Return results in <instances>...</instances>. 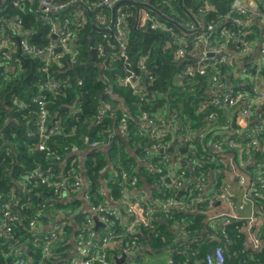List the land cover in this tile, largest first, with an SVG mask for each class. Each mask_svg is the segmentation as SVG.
<instances>
[{
	"label": "trees",
	"instance_id": "1",
	"mask_svg": "<svg viewBox=\"0 0 264 264\" xmlns=\"http://www.w3.org/2000/svg\"><path fill=\"white\" fill-rule=\"evenodd\" d=\"M50 1L62 6L60 13L51 15L61 20L62 26L68 22L73 35L68 42L76 50L74 55L64 52L50 27L42 24L43 9L39 0H26L18 7L8 0H0V6H4L0 35L11 36L7 48L10 61L2 63L5 52L0 47V194L5 204L13 203L12 211L19 217L16 224L9 223L12 233L0 232V264L14 263L16 251L27 249L30 250L27 258L39 262L40 249L33 247V233L28 228L34 219L41 222L43 233L51 222L65 224L66 235L54 245V250L61 264L68 263L73 256L69 254L71 248L66 238L78 235L74 224L83 226L88 208L106 206L108 201L110 206L120 207L123 189L138 190L143 185L152 190L150 205L176 199L183 201L185 207L171 208L167 212L155 209L151 218L147 217L151 220L149 225H141L134 235H127L120 228L121 241L112 253L114 256H123V250L136 240L134 260H125L123 264L147 260L152 254L149 248L168 250L172 264H207L206 256L217 247L223 248L226 264H264V245L257 250L250 249L244 230L247 220H231L226 227L224 219L210 220L212 213L207 212L215 208V195L205 193V189L194 192L192 198L196 203L193 206L189 200V190L197 184L204 186L207 174L213 171L217 175L214 189L222 186L225 172L220 169L226 168L220 156H233V160L243 166L241 171L244 164L239 163V159L243 155L250 163L253 161L254 166L244 174L248 184L253 182L256 169L264 168V103L255 111L260 114L258 123L251 124L249 132H244V138L235 141L237 147L233 148L229 143L234 141V136L226 137L229 132L221 124L231 122L232 127L238 128L234 114L213 103V97L223 87L256 97L253 91L256 80L264 81V66L256 72L263 57L250 55L232 66L218 63L217 69L210 67L205 75L188 76L185 71L198 60L191 53L193 43H189L184 58L175 56L180 37H188L194 29L204 30L208 24L218 22L220 16L227 15L233 0H119L112 8L103 6L102 0ZM206 3L213 6L214 12H200ZM142 11H149L166 29L140 27ZM121 12L126 17L119 31L116 26ZM99 15L104 16L103 22L98 21ZM21 16L24 28L19 37L12 33L10 23ZM79 22L81 27H78ZM221 26L233 28L230 22ZM248 26V39H264L257 23ZM217 30L213 34L214 42L220 40L218 26ZM22 41L43 53L24 52ZM220 46H224L222 42ZM229 46L230 51H235L237 43ZM122 47L126 51H122ZM49 48L61 56L59 61L48 59ZM123 52L127 54L126 62ZM73 57L77 61L72 64ZM142 57L147 58V71L153 80H146L142 85L147 94L138 96L130 87L121 86L120 79L128 70L142 74L139 69ZM241 62L254 81L241 71ZM216 74L223 84L219 90L211 80ZM41 94L43 102L47 103L48 130L58 127L52 135L50 132L42 135L37 124L39 106L34 100ZM211 112L216 114L213 120L208 119ZM143 113L153 117L164 131L159 137L152 138L150 130H139L143 129L140 121ZM122 122L126 130L118 129ZM255 126L263 127L262 134L252 133L250 137ZM188 130L196 132L192 143L185 141ZM201 133L205 134L202 139ZM223 137L228 141L221 142ZM254 140L259 142L258 148L252 146ZM216 142L222 144L223 152L212 150L211 144ZM40 146L44 150H40ZM106 146L109 147L103 149ZM78 156H84L83 166ZM166 156L170 158L168 161L164 160ZM34 171L57 183L64 179L74 183L81 175L85 178L88 206L73 189L67 195L61 190V198L55 195V188L42 184L38 177L26 180L25 173ZM124 175L130 179L127 184L123 182ZM134 178L137 179L135 184L132 183ZM182 178L180 188L178 181ZM46 193L52 194L48 198ZM249 201L258 208L264 206V188L258 186ZM61 210L66 216L56 217ZM71 216L74 221L65 219ZM0 220H3L2 215ZM95 226L98 231L102 230V225ZM260 229L258 238L264 241V224ZM178 234L187 241L176 244ZM109 259L115 261L114 257ZM47 262L56 264L55 259Z\"/></svg>",
	"mask_w": 264,
	"mask_h": 264
},
{
	"label": "built area",
	"instance_id": "2",
	"mask_svg": "<svg viewBox=\"0 0 264 264\" xmlns=\"http://www.w3.org/2000/svg\"><path fill=\"white\" fill-rule=\"evenodd\" d=\"M8 1H10L11 5H13L14 7H18L21 2L22 4H24L26 0ZM118 1L119 0H102L101 3L107 8H112L114 5H116ZM39 5L43 9V13L41 16L42 24L46 27H50L51 25L53 26L54 24H56V28L51 30L52 34L56 37V40L61 42V47L63 48L64 52L73 55L76 54V50L72 48L68 42L73 39V35L68 28V22L64 21L65 24L62 26V23L58 24L59 20L51 15V13H54L53 10H60L62 6L54 5L51 3L50 0H39ZM3 8L4 6H0V21L2 20L1 17H3L1 15V13L3 12ZM227 10V15L225 17L220 16L218 22L208 24L204 30L194 29L193 31H191L192 34L188 35V37H180V39L177 40V43L180 45L175 52V56L177 59L184 58V56L186 55V48L188 47L189 43H193V50L191 51V53L198 57L195 66L189 67L185 71L186 75H205L210 67L217 69L218 63L232 66L235 62H239L240 59H244L245 57L250 55H254L256 57L261 56L264 59V39L257 37L253 40H250L247 38V34L250 33V26H248L249 23H257L261 29V34H264V0H233ZM200 12H214V8L209 3H206L205 8L201 9ZM125 17L126 15L121 12L116 26L119 31H121V27ZM97 18L99 22L104 21L103 15H99ZM83 19L84 18H82V20ZM228 22H230V25L233 27L232 29H228L224 26H221V24H227ZM139 25L140 27H146L147 25H150L151 29H156L159 27L166 29V26L162 25L158 18H152L149 11L141 12ZM81 26L82 24L81 22H79L78 27ZM217 26L220 28V40L214 42L212 38L214 31L217 30ZM10 28L15 36H22V31L24 28V21L22 16L14 18L13 22L10 23ZM191 28H194V26H191ZM235 28L240 29V31L236 32ZM168 30L173 32V29L171 28H169ZM0 34H2L1 31ZM0 37L2 38L0 39V47L3 48L5 52L2 56L3 63L5 61L7 62L11 60V55L10 53H8L7 49L8 43H10L11 41V36L4 34L0 35ZM221 42L224 46H220ZM232 42L237 43L235 51H230L229 45ZM21 47L24 52L32 53L33 55H40L41 53H43L37 50L36 47L31 46L27 41H22ZM167 47H169V45H167ZM121 50L126 51V48L122 47ZM47 55L48 59L52 58L54 61H59V59L61 58L59 54L53 53V50L51 48L47 49ZM123 55H125L124 62H126L127 54L123 52ZM219 57L220 60L217 61ZM76 61L77 59L75 57L71 59L72 64ZM263 66L264 61L258 62V69L256 72L261 71ZM139 69L142 71V74H137L136 72L128 70L127 73L120 79V85L124 87H130L133 91L137 93L138 96H143L146 92L143 91L142 85L146 82V80H153V76L149 75L147 71L146 57H142L140 59ZM241 69L242 72L247 73L250 79L254 81V77L249 72H247V69L244 67L242 62ZM145 76H147V78ZM211 80L213 86L217 90L223 87L220 75H213ZM258 81L259 80L257 79L256 85L253 89V91L257 95L256 97H250L246 93L240 94L239 92L233 90H227L224 87L219 91L218 95L213 97L215 98L213 101L214 105L226 109L228 113L234 114L235 125L242 129L248 127L249 120L252 117V113L256 111L257 108L261 107L260 105L262 103H264V81ZM48 87L50 90H52V87L50 85ZM40 96L41 97L39 99L34 100V102H36L39 106V122L37 124L40 127L42 135L44 132H50L52 135L54 134L56 129H58V127H54L51 130H48V127L46 125L47 103L43 102L44 99L42 94ZM121 107L123 108V105H121ZM215 115V112H211L208 119L213 120L215 118ZM140 121L143 123V129L139 130H150L152 133V138L159 137L164 132L154 121V118L147 113H143V117ZM118 129L126 130V126L123 124V122L121 123ZM262 131V126H255V128L253 129V133L256 135H261ZM188 133H190V135H188ZM188 133L185 136V141L187 143H192L193 139L195 138L196 132H191L190 130H188ZM204 136L205 134H200L201 139ZM220 141L226 142L228 141V138L223 137L220 139ZM234 144L235 141H230L229 146L231 148L237 147ZM96 145V143L92 144V146L94 147ZM252 146L258 148L259 142L257 140H254ZM106 147H103V149H105ZM211 147L218 153L223 152L222 144L220 142L211 144ZM153 148L156 150H160L162 153L166 152V150L162 149L160 146H154ZM170 149H172V147H170ZM40 150H44V147L40 146ZM169 159V156H166L164 158V160L166 161H168ZM219 160L221 161V158H219ZM25 174L26 180L38 177L41 180L42 184H46L49 187L55 188L54 193L56 196H59L60 193L63 192L67 195L70 189H73L74 193L77 194L78 198L84 200V202L86 203L84 205L86 207L88 206L87 200L89 199V196L86 193V186L84 185L85 178L81 175L80 179H78L74 183H68V179H64L61 182L57 183L51 182L49 178L35 171L26 172ZM255 175L256 176L252 180L253 182L250 184H248L244 175L239 179L242 185L247 184L249 194L247 202L250 200L251 195L257 191L258 186L260 188H264V168H257L255 171ZM122 179L123 182L126 184L130 181V179L126 175H124ZM182 181L183 178L178 181V185L180 186V188L183 187ZM136 182L137 179L134 178L132 180V183L135 184ZM203 188V185L197 184L196 187L189 190V200L192 206L196 203V201H194V199L192 198V195L195 191H203ZM61 190L63 192H60ZM133 191H136V189H123V197L120 200V207L114 208L113 206L109 205L108 201V204L106 206H93L91 208H88L89 216H86L85 223L83 224V226L77 227L74 224V231H76L78 235L74 238L73 243L76 244L78 247V254L76 256H73L71 261H68V263L62 262V264H118L116 261L117 257L114 256L112 253L121 241L119 239L120 235L118 234L120 228H122V230L127 235H134L136 234L135 231L138 227H140L141 225H149V222L151 220L147 217L151 218V215L155 209L161 208L162 210L167 212L171 208L183 209L185 207L183 201L176 199H165L150 205L148 195H144V197L136 194L134 198H129L128 196ZM215 193H217V196H219L218 193H220V198L226 203H228L230 206L234 205L232 195L229 191L220 190L219 192ZM3 198L4 197H2L0 194V215L3 216V220H0V232L7 235L12 233V227L9 223L16 224L19 221V217L16 212L14 214L12 211V208L14 210L13 203L5 204L2 200ZM211 202L212 201H210V203ZM51 206L53 205H49V207ZM243 207L244 204L240 205L239 209H243ZM210 209L212 211L207 212V214L212 213L209 219H224V227L228 226L231 220H247L244 230L246 232L248 241L251 244L250 249L257 250L264 245V241H260L258 238V228L260 227V224L262 222V217L260 213L256 217L244 219L231 212L220 214L213 212V208ZM121 210H124L132 217V220L129 223L124 222V218L121 215ZM65 216V212L62 210L58 211L56 214V217L60 218H63ZM71 217L72 219H74L73 216ZM98 221L101 223V225L106 226L105 231L103 233H100L101 231H98L96 229L95 225ZM64 226L65 224L61 221L60 223L52 222L51 226L47 228V231L43 233L41 231L42 225L39 219H34L30 221L28 228L33 233L32 245L33 247L40 249V254L38 257L39 262L35 263V261L33 262L31 259L27 258V253L28 251H30L27 249L25 251H16L14 255L8 254L14 256L15 260L12 264H47V261H49L50 259H55L56 264H61V262L58 261V255L55 254L54 245L64 239ZM183 238L187 239L186 237ZM135 242L136 240L132 242V244L130 245L131 247H127L123 250L124 254L122 257L125 258L124 262L125 260H134ZM109 257H114L115 261L111 262ZM225 261V254L222 247H217L213 253L206 256L207 264H226ZM170 264H172V260H170Z\"/></svg>",
	"mask_w": 264,
	"mask_h": 264
},
{
	"label": "crops",
	"instance_id": "3",
	"mask_svg": "<svg viewBox=\"0 0 264 264\" xmlns=\"http://www.w3.org/2000/svg\"><path fill=\"white\" fill-rule=\"evenodd\" d=\"M259 120H260V114L255 112L254 114H252V117L250 119V122H249L247 128L242 129L240 127H238V128L232 127V125H230L231 122L229 124L228 123H222L221 126L227 127V130L229 132V135L227 136L228 138H231V136H234V139H232V140L237 141V140L244 138V132L248 133L249 129H250L249 126L251 124L258 123ZM252 133L253 132L251 131L250 132L251 135H249L250 137H253ZM263 141H264V139H263ZM212 150H213V148H212ZM81 155H83V154H81ZM245 156L246 155H243L239 159V163L244 164V169L242 171L240 170V168H242L243 166H241L236 161H234L233 156H230V155H228L227 157L220 156L221 163H223V166L226 168L225 170L220 169L221 172H225V177H223V179H222V186H220L217 190L214 189V183L216 181L215 177L217 175L213 171V173L207 174L208 178L206 177V182H205L203 190L205 189V191H206L205 193H208V194L213 193L215 195V199H214L215 200V208H214L215 213L222 214V213L231 212V213H234V214H236L239 217H242L244 219L250 218V217H252V218L256 217L260 213L261 217H262V222L260 224V227L258 228L259 229L258 232H259L261 230L260 229L261 226L264 224V206H261L260 208H258L254 204L250 203V201L247 202V199L249 197L247 184L242 185L240 183V180H239L245 174V170L254 166L253 161L250 163L249 158H245ZM83 157L84 156L79 157L81 165H82ZM237 164H238V166H237ZM220 190H222V191L227 190L231 193L232 199L234 201L233 206H230L228 203L223 201L220 198V193H218L219 196H217V193H215V192H219ZM47 194L48 193H46V195H45L46 197H48ZM136 194L140 195V196L148 195L149 200L150 201L153 200L152 190L150 189V187H147L145 185H143L138 190L133 191L128 197L134 198ZM243 204H244L243 209H239V206L243 205ZM124 209H126V208H124ZM121 215L124 218L123 220L125 223H129L132 220V217L128 213H126L124 210H121ZM65 219H67V220L70 219V221H74V219H72V217L65 218ZM51 224H52V222L50 223V225H47L46 228H49L51 226ZM97 224L101 225V223L99 221L96 222V225ZM101 227H102V230L100 233H103L105 231L106 226L102 225ZM203 233H205V232H203ZM73 238H74L73 236L71 238H66L69 240V245L71 248V251L69 252L70 256H75L76 253L78 254V252H77L78 248L76 247V244L73 243ZM201 238H204L203 235ZM212 240H214L213 237H212ZM183 241H187V239L179 236V234H178V239L176 240V244L181 243ZM146 249H147V247H146ZM151 251H152V254L150 253L151 254V255H149L150 258H148L147 260H144V261H140L138 264H151V263H153V264H170V260H169L170 259V253L168 250L161 249V250L153 251L151 248H149V252H151ZM121 258H122V256L118 255L117 259L120 260Z\"/></svg>",
	"mask_w": 264,
	"mask_h": 264
},
{
	"label": "rangeland",
	"instance_id": "4",
	"mask_svg": "<svg viewBox=\"0 0 264 264\" xmlns=\"http://www.w3.org/2000/svg\"><path fill=\"white\" fill-rule=\"evenodd\" d=\"M53 12H54V13H60L59 10H53ZM60 21H61V20H60ZM60 21H58V24L61 23ZM56 26H57L56 24H54L53 26L51 25L49 29H50V30H53L54 28H56ZM169 111H170V110H169ZM226 137H227V136H226ZM214 161H215V160H214ZM216 161H217V160H216ZM151 264H153V263H151Z\"/></svg>",
	"mask_w": 264,
	"mask_h": 264
},
{
	"label": "water",
	"instance_id": "5",
	"mask_svg": "<svg viewBox=\"0 0 264 264\" xmlns=\"http://www.w3.org/2000/svg\"><path fill=\"white\" fill-rule=\"evenodd\" d=\"M182 195V193L179 195V196H181ZM47 196L49 197V196H51L50 194H47ZM0 248H2L1 246H0ZM124 257H122L120 260L119 259H117V263L118 264H123V262H124Z\"/></svg>",
	"mask_w": 264,
	"mask_h": 264
},
{
	"label": "clouds",
	"instance_id": "6",
	"mask_svg": "<svg viewBox=\"0 0 264 264\" xmlns=\"http://www.w3.org/2000/svg\"><path fill=\"white\" fill-rule=\"evenodd\" d=\"M107 147H109V146H107ZM107 147H106V148H107ZM106 148H105V149H106Z\"/></svg>",
	"mask_w": 264,
	"mask_h": 264
}]
</instances>
